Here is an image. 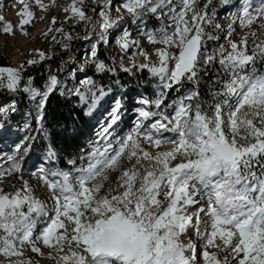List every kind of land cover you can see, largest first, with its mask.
I'll use <instances>...</instances> for the list:
<instances>
[{
  "label": "snow or ice",
  "instance_id": "obj_1",
  "mask_svg": "<svg viewBox=\"0 0 264 264\" xmlns=\"http://www.w3.org/2000/svg\"><path fill=\"white\" fill-rule=\"evenodd\" d=\"M20 2L23 8L17 15L21 16L22 28L32 21L34 13L26 0ZM34 2L41 9L48 7L42 0ZM220 2L228 5L230 0ZM210 3L211 0L199 8L197 0H180L177 8L173 0H123L120 8L136 19L145 13L169 9L171 24L147 33L151 43L163 45L155 50L158 62L152 63L140 49L146 63H133L131 67L121 64L124 72L147 69L159 79L161 92L154 99L141 97L138 103L145 107L137 109L133 130L118 138L115 145L109 141L102 150L94 149L87 167L75 170L76 175L44 168L33 173L48 189L52 206L36 197L27 181L13 192L0 188V253L17 258L10 259V264H31L25 258L24 248L30 246L32 252L42 254L41 244L51 250L49 257L56 264H199L198 256L203 264H264V73L254 68L250 73L244 71L264 58V0L258 4L243 0L233 23L238 22L248 31L237 43L230 39L233 29L229 24L226 39L231 51L226 53L223 45L213 52L205 48L206 39H215L205 28L213 18L206 10ZM84 4L85 0H70L63 9L65 19L90 23ZM101 18V34L126 19L123 14L113 19L104 12ZM55 22L53 17L52 23ZM257 22L259 32L254 28ZM215 27L219 29L220 25ZM0 30L12 32L11 23H4L3 17ZM49 31L61 33L67 41L73 39L62 26ZM119 44L127 51L138 42L131 41L125 32ZM37 51L39 59L27 61L29 65L48 58ZM91 57L97 71L115 70L95 60V47ZM217 58L230 73L223 94L234 103L225 100L216 104L209 115L199 103H191L199 96L191 91L177 101L171 118L152 110L161 108L167 90L184 80L197 81L201 62L211 65ZM23 70V65L0 67V89L14 93L22 88L33 101L39 98L37 131L47 135L42 126V110L60 81L50 74L41 90L33 85L31 77L22 84ZM81 84L91 92L88 106L91 112L107 93L103 88L98 89V94L92 91L94 85L89 77L81 80ZM75 95L82 102L87 99L79 88ZM120 107L117 100L111 120L103 130L105 138L120 120ZM145 121L150 123L145 125ZM29 127L24 125L25 129ZM12 135L10 125L0 124V141ZM29 139L36 137H25ZM144 143L153 148L165 144L172 147L153 155L143 147ZM22 144L23 141L15 145V152L22 151L24 155H9L11 168H0V178L21 172L19 161L24 160L31 147ZM54 156L49 148V159ZM115 172L119 176L113 184L110 177ZM200 201L206 207L200 206ZM192 206H197V210L190 213L188 209ZM189 229L204 241L199 252L197 244L181 238ZM210 248L216 250L209 251ZM221 253L227 255L221 259Z\"/></svg>",
  "mask_w": 264,
  "mask_h": 264
},
{
  "label": "rangeland",
  "instance_id": "obj_2",
  "mask_svg": "<svg viewBox=\"0 0 264 264\" xmlns=\"http://www.w3.org/2000/svg\"><path fill=\"white\" fill-rule=\"evenodd\" d=\"M85 0L84 4V10L86 14L91 18L90 23H85L86 31L84 33L83 37V43L81 44V49L79 50V53L75 55L69 64L63 69L62 71V79L59 80L60 84L57 86V88L54 90L59 93H63L66 89L68 92V97L70 95H75V90L79 88L81 91L85 92V95L87 99L84 101L87 102L88 98L91 97V92L87 90L85 86L81 84V80L85 79L86 77H89L93 81L94 87H92V91L103 88H108L105 90V92L108 95L113 94L114 88H117L118 90L121 89V93L123 94L122 97V103L121 106H129L134 107L138 105V100L134 99V85L131 83L132 87H126L123 86L124 78L126 81L131 82L133 81L135 83L136 80H139V82H142L141 84L151 93L149 94V99H154L159 93L154 92L152 89L155 88V91H161L158 89V86H160L159 79L157 77H154L148 70L146 69H138L133 68L132 72H124L121 69V64H123L124 67H130L135 63L136 65L144 63V60L140 62L138 60L140 55V48L139 45H134L131 47L127 52L123 53L124 50L121 49L120 45H114L115 43L112 40H115V36L112 35L109 39L100 41V38L107 35L106 33L101 34V29L99 27L100 22H102L101 18V10L107 7V5H111L112 2V12L109 14L113 19L117 15L123 14L127 18V13L125 10L122 12H117L116 9L120 8V5L122 4L123 0ZM26 2L29 5L30 11L34 13V17L32 21L29 24L23 25L22 29L19 26L20 25V18L21 16H18L17 13L21 10L20 8L23 7V5L19 4V0H0V17H3V22L7 23L10 22L12 25V32L6 33L3 30H0V67H14L19 68L22 64V62L26 58H34L39 59L38 51L40 52H46L49 53L51 44L53 43L55 38H58V32L55 31H49V28L55 29L58 28V24L62 23V21L66 20L65 16L67 15L63 9L70 3V0H42V2L45 5H48L47 9H41L39 6H37L34 2V0H26ZM209 0H197V5L199 8H203V5L208 3ZM243 0H230L228 5H224L220 2V0H211V3L206 9L210 14H213L212 22L211 24H208L205 26L206 32L212 36L215 37V39L205 40V48L209 52L217 51L221 48L223 45L225 53L228 51H231V47L229 44V40L226 39L228 36V25L232 24L233 34L230 37L232 41H235L239 43L241 37L244 35L246 31H248L247 28H241L239 23H233V16L234 14H237L240 6L242 5ZM254 3L258 4L259 0H254ZM119 4V5H118ZM173 4L177 6V8L180 5V0H173ZM233 7L231 11L227 12L225 9L226 7ZM16 7H20L18 12ZM11 8V9H9ZM14 8V9H13ZM111 8V6H110ZM122 9V8H120ZM218 11V12H217ZM15 12V14H14ZM11 13V16H10ZM13 13V14H12ZM223 13V14H222ZM230 13V14H229ZM8 14V15H7ZM152 14V13H149ZM223 16H226L225 19H223ZM56 18L55 24L52 23V18ZM157 14H154L153 16H147L144 17L143 20L146 24V27L148 29V32H158L160 29H162L165 26H168L171 24V20L169 17V9L167 7L163 8L161 10V17L158 19ZM131 27L133 25L137 24L136 18H131ZM13 22V23H12ZM219 24L220 28L217 29L215 26ZM155 25V26H154ZM254 28L259 32L260 24L257 22L256 25H254ZM132 29V28H131ZM14 30V31H13ZM39 30V31H38ZM171 30V29H169ZM37 31V32H36ZM113 32V31H112ZM26 33V34H25ZM26 39V40H25ZM62 44L67 43L68 41L64 39V37L61 34ZM96 40L98 51H101L104 53L106 61H103V63L109 67L115 69L114 71H97L95 67V63L92 61L90 63L89 57L91 56L92 52V41ZM130 40L138 39L139 42L142 43L141 49L148 54L150 57V60L152 63L158 62V57L155 54V50L157 48L163 47V45L158 43H151L147 38V32H143L141 35L135 34L133 37H129ZM99 42L101 44L99 45ZM138 42V43H139ZM104 43L106 45H104ZM141 46V45H140ZM155 47V48H154ZM251 49V44L249 45V50ZM97 61V60H96ZM146 63V62H145ZM217 66V70H214ZM259 66V68H258ZM253 68L258 73H264V58H260L256 61L254 66H249L247 69H245V72H252ZM93 71L94 74H97V77H92L90 72ZM207 71L213 72V77L211 78L214 84H209V82H206L205 79L203 80V73L207 74ZM122 74H127L125 77H122ZM142 75H146V78L144 81L139 79ZM224 75V76H223ZM222 77H224L222 79ZM27 79H23L25 83H27ZM230 79V73H227L223 67L219 64V58L215 60L211 65H203L201 62V71L198 73V79L197 81H188L184 80L179 86H174L173 88L167 90L164 93V104L161 106L160 109L152 108L153 111H162L164 114H166L169 118H171L174 115L175 111V104L177 101L187 95L191 91H196L200 93V89H198V86L201 84V86H206V91L204 94H199V96L196 98V103H199L204 111L209 112L210 115L212 114L214 110V106L216 104H222L223 101L228 100L230 103H234L231 97L225 96L224 93V84ZM125 85V84H124ZM112 88V89H110ZM21 93L28 96V99L31 101V104L35 101L39 102V98L37 100L33 101L30 98V95L26 92H24L21 88ZM0 93H6L5 96H2L0 98V118L6 119L8 115L12 112L11 104L16 105V103L13 101V99H10L11 96L14 94L19 93V90L17 92H8L7 90L0 89ZM139 93V91H138ZM19 96V95H18ZM211 96V98H216V100H219L216 103H213L210 107V103H205V99L207 97ZM78 105L80 106L83 102L80 100L79 96L77 98ZM91 103V99L89 101V104ZM109 101L106 100V103L103 107H106ZM194 104V105H195ZM171 105V107H170ZM89 106V105H88ZM101 108L99 111H97L94 114H103ZM36 109H33V111L25 110L21 113L16 114V116L13 119H9L6 121L8 125L11 126V129L14 132V138L11 141H16V143H21L25 140V137H28V134L30 137H35L36 129H37V121L35 125V129H33V124L30 123V120L32 118V112H35V115L37 117L38 112ZM225 112L227 111V107H225ZM96 111V110H95ZM16 112H14L15 114ZM84 113V112H83ZM120 118L122 119L123 123H119V128L116 130H121V132L117 135L116 132L113 137L112 143L115 145V142L118 138H123L127 133L131 132L135 126L136 120L132 121L127 116L128 114L124 113V110H120ZM124 115V116H123ZM159 118V117H156ZM0 120V123L4 120ZM155 119V118H154ZM87 122L89 125H87L88 132L92 131V128L96 126V122H93V118L87 119ZM30 123V124H29ZM145 125L149 124L150 121H145ZM28 124L30 127L28 129L24 128V125ZM124 124V125H123ZM98 132H96L97 134ZM170 137H172L174 134H167ZM92 142H87L85 145V150L82 148L79 149V153L76 154L79 159V165L77 166V169H81L84 167H87L89 163V155L93 152L94 149L100 148L101 150L106 146L108 142H103L102 139L98 136H93ZM8 143V141H6ZM29 144L31 145L29 152L27 156H25L24 160L19 161L21 163L22 170L19 173L13 172L11 175H5L3 178H0L2 183H0V188L3 189L4 192H13L16 189H20L23 187L24 181H27L28 184L33 188L34 194L36 197H38L41 200H45L50 206L54 204V202L50 199V194L48 192V189L46 186L43 185V183L39 180L38 174L34 175L33 173H38V169L44 168V169H60L64 171H69L64 168L57 167L54 163H49L50 159L47 158L48 163L42 162V160H46L45 157H42L43 152L39 149H36L33 145L34 143L31 142V139L27 140L24 147H28ZM143 147L150 151L153 155L157 151H167L169 150L172 145L169 146V144L162 145L160 148H153L150 144L144 143ZM9 155H24V153L21 151L20 153L15 152V146L11 149ZM8 155V156H9ZM179 162V160L177 161ZM127 164V162H125ZM0 164L3 166L0 168L3 169H10L11 168V162L8 161L7 158H4L0 161ZM130 166V165H128ZM259 171V169H257ZM74 172V173H73ZM73 175H76V171H73ZM119 176V172H115L111 174V181L113 184L116 182V178ZM163 199V197H161ZM197 210V206H192L188 209L190 213H193ZM206 219V217H205ZM42 226L39 227L36 230V234H39V231L42 229ZM182 240H184L186 243L188 240H191L193 243L198 245V252L200 250V246L203 245L204 241L200 240L198 237L195 236L194 231L192 229H189L188 232L183 235ZM219 242V241H218ZM41 247L42 254L34 253L31 251L30 246H26L24 248V255L25 258L31 261V264H56L55 260L51 259L49 257V252L51 251L49 248L43 246L42 244L39 245ZM215 248H210L209 251H215ZM190 253V252H189ZM55 255V252L52 253ZM188 254V253H187ZM188 255H191L188 254ZM227 255V253H221L220 258L223 259V256ZM10 259L12 261L16 260V257H6L2 253H0V264H10ZM199 264H203L202 257L198 256Z\"/></svg>",
  "mask_w": 264,
  "mask_h": 264
},
{
  "label": "trees",
  "instance_id": "obj_3",
  "mask_svg": "<svg viewBox=\"0 0 264 264\" xmlns=\"http://www.w3.org/2000/svg\"><path fill=\"white\" fill-rule=\"evenodd\" d=\"M61 26L64 28L65 32L73 35V39L68 41L67 48L63 47L61 33H58V38H55L51 44L49 53L44 52L48 57L47 59L40 61L38 64L29 65L27 61L32 58H26L21 64L24 66V70L22 72L24 79L31 77L33 85L41 90H43V86L50 74L56 75L59 80L62 79L63 69L69 64L71 59L79 53L81 44L83 43V37L86 31L84 22L76 23L74 20H64L62 23L58 24V28ZM97 56L101 60L106 61L104 53L101 51L97 52ZM213 69L215 70V68ZM207 72V74H202L203 80L205 79V81L209 82V84H214L211 79L213 77V72ZM90 74L93 78L97 77V74H94L93 71H91ZM125 75L127 74H122V77L124 78ZM145 78L146 75L139 77L142 81H144ZM23 83H25L24 80L22 81V84ZM123 83L131 88V83L136 85L139 83V80H136L134 83L133 81L128 82L124 78ZM198 89H200L199 94L201 95L204 94L207 88L206 86H201L200 84ZM146 91L149 92L147 89ZM21 92L22 91L19 90V93L11 96L10 99H13L16 103L15 110L11 112L6 119L0 118V120H4V122L2 121L3 124H6V121L13 119L16 114L21 113L22 111H33V109L37 108L39 102L35 101L32 105L28 96L22 94ZM68 92L69 91L66 89L63 93L53 91V93L49 94L45 107L42 110V126L47 131V135L39 133L36 129V139L31 140V142L34 143L33 145L36 149H39L48 155L49 148H51L52 152L55 153V156L54 158H51V161L53 160V163L57 167L65 168L66 170L73 172L76 170L80 159L76 156V154L79 153L80 148L85 150V140L88 136V130L86 129L88 123L83 114L82 108L78 105V96L70 95L68 97ZM5 95L6 93H0V98ZM121 95L123 96L122 93ZM195 102L196 99L191 103L195 104ZM209 102L210 98L207 97V99H205V103ZM14 112L16 113L14 114ZM32 115L30 123L34 125L33 129H35V112H32ZM29 134L28 137H30Z\"/></svg>",
  "mask_w": 264,
  "mask_h": 264
},
{
  "label": "bare ground",
  "instance_id": "obj_4",
  "mask_svg": "<svg viewBox=\"0 0 264 264\" xmlns=\"http://www.w3.org/2000/svg\"><path fill=\"white\" fill-rule=\"evenodd\" d=\"M109 1V0H108ZM107 1V2H108ZM109 3V2H108ZM19 4L20 5H23L21 2H20V0H19ZM119 5V4H118ZM110 6H111V8H110ZM107 5V7H105L104 9H102L101 11L102 12H104V13H106L107 15H109L111 12H112V2H111V5ZM20 7H16V9H14V11L15 10H17V9H19ZM23 8V7H22ZM22 8H20V9H22ZM9 9H11V8H9ZM118 9V8H117ZM117 9H116V11H117ZM124 9H120V11L119 12H122ZM16 12H18V10L16 11ZM13 14V13H12ZM14 14H15V12H14ZM8 15V14H7ZM10 16H11V13H10ZM21 19V18H20ZM13 23V22H12ZM22 29V28H21ZM14 31V30H13ZM39 31V30H38ZM37 32V31H36ZM112 35H114V34H111L110 35V37L112 36ZM26 40V39H25ZM114 45H120L119 44V41L117 42V43H115ZM142 46V43L140 42L139 43V46ZM155 48V47H154ZM141 55V54H140ZM138 60L140 61V62H142L143 60H145V58H144V56L143 55H141V57H139L138 58ZM103 99H104V97L103 98H101V100H100V102H98V104H101L102 103V101H103ZM140 107H145V106H143V105H141V104H139V106H138V108H140ZM112 109H114V108H112ZM137 116H138V113L136 114ZM137 116L135 117V120H136V118H137ZM171 144H169V146H170ZM3 159V157L2 158H0V161ZM3 165L2 164H0V167H2ZM0 183H2V181H1V179H0ZM188 254H190V253H188Z\"/></svg>",
  "mask_w": 264,
  "mask_h": 264
}]
</instances>
